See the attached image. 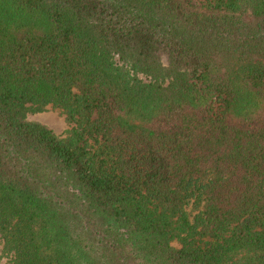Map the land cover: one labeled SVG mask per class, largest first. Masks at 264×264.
Instances as JSON below:
<instances>
[{"label":"trees","instance_id":"16d2710c","mask_svg":"<svg viewBox=\"0 0 264 264\" xmlns=\"http://www.w3.org/2000/svg\"><path fill=\"white\" fill-rule=\"evenodd\" d=\"M0 257L264 264V0H0Z\"/></svg>","mask_w":264,"mask_h":264},{"label":"rangeland","instance_id":"374dc122","mask_svg":"<svg viewBox=\"0 0 264 264\" xmlns=\"http://www.w3.org/2000/svg\"><path fill=\"white\" fill-rule=\"evenodd\" d=\"M189 4L199 7L206 0H184ZM26 118L40 121L48 125L55 133L62 134L64 130L69 126L64 114L59 109L50 107L47 105L41 110L26 111ZM173 244H177L176 240H172ZM4 257H0V263H2Z\"/></svg>","mask_w":264,"mask_h":264}]
</instances>
